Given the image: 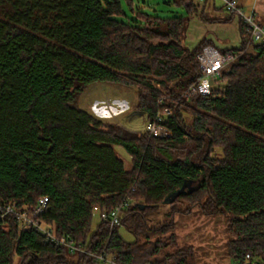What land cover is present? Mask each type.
Instances as JSON below:
<instances>
[{"label":"trees","instance_id":"1","mask_svg":"<svg viewBox=\"0 0 264 264\" xmlns=\"http://www.w3.org/2000/svg\"><path fill=\"white\" fill-rule=\"evenodd\" d=\"M175 3L183 15L139 12L141 20H122L119 0H0V204L31 210L47 196L43 224L93 251L104 248L117 264H191L193 248L177 245L174 216L197 207L230 215L231 261L264 257V42H252L230 12L241 43L219 49L236 54L225 86L181 97L200 76L197 54L211 42L184 44L189 17H203V9L195 0ZM94 81L135 87L146 122L160 117L171 135L109 124L81 109L78 94ZM124 198L130 203L119 225L99 219L92 228L95 208L109 211ZM161 204L168 219L150 225ZM14 256L16 264H106L19 231L7 214L0 264Z\"/></svg>","mask_w":264,"mask_h":264},{"label":"rangeland","instance_id":"2","mask_svg":"<svg viewBox=\"0 0 264 264\" xmlns=\"http://www.w3.org/2000/svg\"><path fill=\"white\" fill-rule=\"evenodd\" d=\"M119 1L125 13L120 17L122 20L136 18L141 20L137 14L139 12L160 17L180 16L184 14L182 8L175 3L176 0H131V4H129L128 0ZM195 2L199 3L202 9L204 1L195 0ZM212 2V0L207 2L203 17L199 15L189 17L183 38L184 44L187 47H194L203 36L206 38L210 36L218 38L216 40L217 47L239 45L236 17H234V20L232 19V23L225 25L210 23V21L204 20L205 16L208 18L212 17L213 13H215L214 10H217L223 16L230 15L229 11L223 9V0H214V7ZM253 4L254 0H247L246 9H243L245 13L253 10L250 9ZM257 4L264 6V0H258ZM258 21L264 26L263 20L258 19ZM246 48L248 49L249 46ZM222 84H225V80L222 81ZM136 100L137 90L135 87L107 81H94L78 94L77 104L81 109L97 115L109 124H118L131 130L142 131L145 129L146 114L135 107ZM179 148L183 147L180 146ZM115 150L125 161L126 167H129L130 160L125 151L119 146H115ZM185 151L186 149L183 148L177 155L183 156ZM213 155L220 156L221 151L216 148L213 151ZM168 209L169 206L167 204H161L148 217V223L150 225H158L165 222L168 219L166 215ZM229 217L230 215L221 212L207 215L197 207L189 213L175 214L174 222L177 245L179 247L185 245L192 246L193 256L191 264H229L231 262L226 254V241L228 239L226 224ZM98 221V214L94 211L92 228L95 227ZM119 231L124 240H134V235L123 226L119 228ZM172 249V247L167 248L168 251ZM72 257L76 256L73 255ZM16 263L17 257L14 256L13 264Z\"/></svg>","mask_w":264,"mask_h":264},{"label":"built area","instance_id":"3","mask_svg":"<svg viewBox=\"0 0 264 264\" xmlns=\"http://www.w3.org/2000/svg\"><path fill=\"white\" fill-rule=\"evenodd\" d=\"M223 7L225 10L235 13L243 20L246 28L249 30V38L252 42H264V26L254 18V11L245 13L239 6L237 0H223ZM235 58L236 54L234 52H221L212 44L203 46L197 54V61L202 72L196 82L179 96L189 97L193 94H209L212 86L222 83L223 73ZM158 120H161V118L157 117L156 120L146 122L145 130L154 137L163 138L170 136V130L159 124L157 122ZM47 202L48 197L42 196L39 198L36 206L31 210L17 209L14 203L0 204V217L12 214L17 222L19 231L33 230L42 236L46 242L66 249L71 256L84 255L86 258H93L106 264H117L114 261V256L106 254L104 248L99 251H93L76 243L70 237L55 235L49 226H46L38 219V216L46 209ZM129 203V200L124 198L120 204L109 211L99 210L98 208H95L94 211L97 212L100 220L108 223L110 227H114L119 225L120 215ZM230 264H264V257H252L247 253L243 259L231 261Z\"/></svg>","mask_w":264,"mask_h":264},{"label":"crops","instance_id":"4","mask_svg":"<svg viewBox=\"0 0 264 264\" xmlns=\"http://www.w3.org/2000/svg\"><path fill=\"white\" fill-rule=\"evenodd\" d=\"M202 1H204L203 2V7H202V9H203V14H204V9H205V6L207 5V2L209 1V0H202ZM213 2H212V4H213V7H214V0H212ZM256 0H254V4L252 5V7H250V9H253L252 11H254V17H255V19L258 21V19L259 20H263L264 21V6H260V5H258L257 4V2H258V0L255 2ZM237 2H238V4H239V6L242 8V9H246V5H247V0H237ZM222 7V6H221ZM223 9H225V8H223ZM256 9H257V11H256ZM215 11V13H213L214 15L212 16V17H210V18H208L207 16H205V19L204 20H208V21H210V23H217V24H228V23H232L233 22V20H234V17H230L231 15H229V16H223V15H220L219 14V12L217 11V10H214ZM244 11V10H243ZM245 12V11H244ZM258 17V18H257ZM226 19H228V20H226ZM233 19V20H232ZM259 22V21H258ZM236 27H237V30H238V35H239V45H240V43H241V37H240V34H239V28H238V22H236ZM202 38H206V37H202ZM201 38V39H202ZM207 39H209L210 40V42H211V44L212 45H214L215 47H217L216 46V40H218V38H216V37H213V36H210V37H208ZM221 40V39H220ZM222 41V40H221ZM238 45V46H239ZM219 47V46H218ZM217 47V48H218ZM232 47H237V46H226V45H223V47H219L218 49H227V48H232ZM230 264V263H229Z\"/></svg>","mask_w":264,"mask_h":264},{"label":"water","instance_id":"5","mask_svg":"<svg viewBox=\"0 0 264 264\" xmlns=\"http://www.w3.org/2000/svg\"><path fill=\"white\" fill-rule=\"evenodd\" d=\"M222 86H225V84H222ZM190 184V181H187L186 183H185V185H189ZM169 201H171V198H167V199H165L164 200V202H169Z\"/></svg>","mask_w":264,"mask_h":264}]
</instances>
